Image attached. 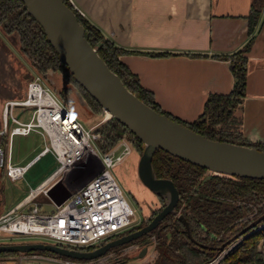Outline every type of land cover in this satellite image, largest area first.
Returning <instances> with one entry per match:
<instances>
[{"label":"trees","instance_id":"16d2710c","mask_svg":"<svg viewBox=\"0 0 264 264\" xmlns=\"http://www.w3.org/2000/svg\"><path fill=\"white\" fill-rule=\"evenodd\" d=\"M63 1L75 11L79 22L84 27L85 37L96 48L109 68L116 72L126 87L146 104L208 138L264 150V142H253L243 136L237 128L238 121L233 114V109L239 104L245 91L247 58L244 52L248 50L250 43H247L231 56L230 66L235 76L232 91L227 94H209L201 115L191 122L184 121L161 109L153 93L141 84L138 76L119 58L120 54L129 50L117 46L105 37L98 28L74 8L70 0ZM252 21L253 19L250 18L249 22L252 23ZM0 28L7 32L16 31L18 33L19 47L27 55L37 73L44 75L49 69L62 68L66 70L68 77L81 89L89 103L95 107H101L96 99L74 78L67 65L60 59L57 51L47 39L41 25L28 13L22 0H0ZM151 54L164 55L167 53L151 52ZM60 97L66 102L69 100L63 92H60ZM206 116L208 123L203 119ZM108 126L110 127L102 129L106 138V143L101 144L103 150H107L117 141L122 136V130L126 128L117 120L111 121ZM127 132L132 135L137 146L140 147L142 141L128 129ZM152 165L156 176L172 179L179 191L175 211L166 215L159 225L151 231V234H156L157 237L155 243L157 255L152 264H202L213 257L217 250L204 251L198 247V244H200L197 243L198 241L201 244L208 243V246L216 245L217 247L221 244V241L228 239L243 225L251 221L249 217L241 219L245 215L253 212V215L258 214L257 216H259L260 213L264 212L263 178L226 177L225 175L213 173L203 177V173L207 169L176 157L163 149L155 151ZM240 201L246 203L244 210ZM250 203L258 207L257 212ZM178 214L185 217L189 225L190 235L186 229V223ZM146 222L144 220L140 221L119 235L139 229L148 223ZM261 222H264V219ZM198 224L208 232L213 233V235L221 236L222 240L215 237L210 240L208 236L199 233L197 231ZM254 229L256 230L248 234L218 264H264V249L259 247L260 240L264 239V227H255ZM148 235H143L139 240L145 239ZM93 248V246L80 247L83 250ZM32 251L58 256V254L46 250ZM15 253L17 251H1L0 255Z\"/></svg>","mask_w":264,"mask_h":264},{"label":"crops","instance_id":"0c3cea01","mask_svg":"<svg viewBox=\"0 0 264 264\" xmlns=\"http://www.w3.org/2000/svg\"><path fill=\"white\" fill-rule=\"evenodd\" d=\"M71 1L105 37L129 50L119 58L161 109L184 121L201 115L209 94L232 91L231 56L250 43L245 91L233 114L246 139L264 142V0ZM7 139L1 136L0 143Z\"/></svg>","mask_w":264,"mask_h":264},{"label":"built area","instance_id":"2783aa9c","mask_svg":"<svg viewBox=\"0 0 264 264\" xmlns=\"http://www.w3.org/2000/svg\"><path fill=\"white\" fill-rule=\"evenodd\" d=\"M83 15V12L74 5ZM16 106L32 107L29 119H22L14 112ZM2 127L0 136H7L5 144L0 143V170L11 180L24 176L29 166L40 156L50 152L57 166L53 172L35 188L0 213V238L8 242L25 241L26 237H45L55 244L78 248H94L117 237L141 221L134 208L126 199L122 188L110 168L122 162L133 149L132 140L122 135L107 150L102 132V123L110 120L105 115L102 121L91 126L84 125L75 118L65 104L38 77L31 79L21 99H7L2 105ZM32 130L41 133L46 144L25 164L11 161V138L15 134H28ZM94 171L92 176L76 188L68 186L64 180L72 172ZM61 181L69 192L68 197L56 204L51 212L41 210L36 197L56 182ZM264 227V222L256 228ZM119 235V236H118ZM156 234H149L143 240L131 241L108 250L91 259H79L46 254L37 251L17 252L0 255V264H40L42 260L62 264H139L152 262L157 255ZM241 237L228 242L209 260L202 264H218L239 242ZM145 254L138 257L142 247ZM93 248V249H94ZM91 250V249H90ZM134 256V257H133ZM138 259V263L133 260Z\"/></svg>","mask_w":264,"mask_h":264},{"label":"water","instance_id":"95a60500","mask_svg":"<svg viewBox=\"0 0 264 264\" xmlns=\"http://www.w3.org/2000/svg\"><path fill=\"white\" fill-rule=\"evenodd\" d=\"M22 1L28 13L41 25L47 39L74 78L111 118L119 121L142 141L143 149L137 163L138 177L156 195L165 198L166 202L147 224L91 250L71 248L47 241H18L0 243V252L46 250L71 258L91 259L113 247L150 234L166 215L175 211L179 199V191L173 180L155 174L152 159L157 149H163L215 174L264 179V150L208 138L165 113L155 110L127 88L120 76L109 68L85 37L84 27L75 11L63 0ZM47 194L56 204H61L69 192L62 182L58 181L48 189ZM180 218L186 223L190 235L185 217L180 214ZM263 219L264 214L223 243L219 250ZM145 251L144 246L137 256H143Z\"/></svg>","mask_w":264,"mask_h":264},{"label":"rangeland","instance_id":"374dc122","mask_svg":"<svg viewBox=\"0 0 264 264\" xmlns=\"http://www.w3.org/2000/svg\"><path fill=\"white\" fill-rule=\"evenodd\" d=\"M34 77L40 78L43 84L48 86L54 94L60 98L73 116L80 120L84 125L91 126L99 121H102L105 111L101 107L98 108L89 103L81 89L71 80L70 77H68L66 70L62 68L49 69L44 75H40L32 66L27 55L20 49L18 33L16 31L7 32L0 28V128L2 127L1 112L4 101L13 98H23L27 83ZM60 92L66 94L69 99L67 101L70 103L60 97ZM32 109V107L16 106L14 108V112L22 119H29ZM203 119L208 123L207 116ZM111 121L113 122L115 119L111 118L110 120L103 122L102 129L110 127L108 125ZM122 135L127 136L132 140L133 149L130 155H128L122 162L111 167L110 172L122 188L126 199L134 208L136 216L141 218V222L143 220L148 222L151 219L152 213H156L159 207H161L162 204H165L166 199L156 195L152 190L145 186L138 177L137 163L143 149V144L140 147L137 146L132 135L127 132V128L122 130ZM46 142L45 137L41 133L34 130L28 134H15L11 138V161L14 163L25 164L45 146ZM56 166L57 162L53 154L48 152L35 160L26 170L23 177L13 181L7 177L0 176V213L22 199L31 188H35L39 185L42 180L56 168ZM93 173L94 171L83 173L72 172L65 177L64 182L71 188H76L88 180ZM212 173L215 174L214 172L206 170L203 173V177ZM225 176L227 177V175ZM161 199L163 200V203ZM36 200L41 203L43 211L51 212L55 209L54 204L48 195L41 193L36 197ZM240 204L243 205L244 210L246 203L244 201H240ZM250 205L254 206L255 211L257 212L258 207L253 203H250ZM253 214L254 213L252 212L241 218L246 219L249 217L251 221L243 225L232 236H235L238 232L251 225L255 220L262 216L264 212L260 213L259 216H257L258 214ZM260 222L261 221L257 222V224H260ZM257 224L233 239L234 241L241 237V241L236 246H238L248 234L256 230L254 228L257 227ZM249 230L250 232H248ZM231 237H229V239ZM139 239L140 238L133 241H137ZM24 240L47 241L54 243L53 241L41 236L26 237ZM4 241L7 240L0 238V242ZM14 241L20 240L16 238ZM197 243L201 244L199 241ZM259 247L264 249V239L260 240ZM113 248H111V250L117 251L116 248ZM133 261L138 263V259ZM40 264L62 263L42 260L40 261ZM139 264H152V262H140Z\"/></svg>","mask_w":264,"mask_h":264},{"label":"flooded vegetation","instance_id":"af4514ba","mask_svg":"<svg viewBox=\"0 0 264 264\" xmlns=\"http://www.w3.org/2000/svg\"><path fill=\"white\" fill-rule=\"evenodd\" d=\"M164 206V205H163ZM163 206H161V207H159V209L157 210V212L163 207ZM156 212V213H157ZM156 213H152V215H151V219H152V217L156 214ZM179 215V217H180V214H178ZM150 219V220H151ZM149 220V221H150ZM148 221V222H149ZM197 231L199 232V233H202L203 235H206V236H208V238L211 240V239H213V237H215L216 239H218V240H222V237L221 236H217V235H213V233H210V232H208L204 227H202L200 224H198L197 225ZM229 239V238H228ZM228 239H225V240H223V241H221V244H219L217 247H216V245L215 246H208V243H206V244H198V247L199 248H201L202 250H204V251H213V250H219V247L223 244V243H225ZM208 246V247H207ZM216 248H218V249H216Z\"/></svg>","mask_w":264,"mask_h":264},{"label":"bare ground","instance_id":"6f19581e","mask_svg":"<svg viewBox=\"0 0 264 264\" xmlns=\"http://www.w3.org/2000/svg\"><path fill=\"white\" fill-rule=\"evenodd\" d=\"M106 115L108 116V115H109V113H107V112H106ZM89 174H90V173H89ZM80 176H81V175H80Z\"/></svg>","mask_w":264,"mask_h":264}]
</instances>
